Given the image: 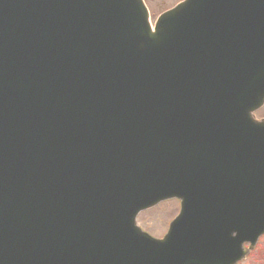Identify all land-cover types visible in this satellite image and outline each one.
<instances>
[{"label": "water", "instance_id": "obj_1", "mask_svg": "<svg viewBox=\"0 0 264 264\" xmlns=\"http://www.w3.org/2000/svg\"><path fill=\"white\" fill-rule=\"evenodd\" d=\"M156 22L0 0V264H237L264 234V0ZM173 197L163 238L137 225Z\"/></svg>", "mask_w": 264, "mask_h": 264}, {"label": "rangeland", "instance_id": "obj_2", "mask_svg": "<svg viewBox=\"0 0 264 264\" xmlns=\"http://www.w3.org/2000/svg\"><path fill=\"white\" fill-rule=\"evenodd\" d=\"M151 12V22L154 23L162 12L176 5L183 0H145ZM258 118L264 117L263 108L256 111ZM180 209V203L176 200H170L148 211L141 212L138 218V224L153 236L161 237L169 227L171 220L175 218ZM240 264H264V238L261 239L257 250L248 255V258Z\"/></svg>", "mask_w": 264, "mask_h": 264}]
</instances>
